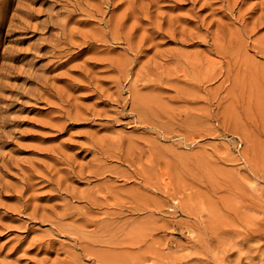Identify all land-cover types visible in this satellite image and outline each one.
<instances>
[{
  "label": "rangeland",
  "instance_id": "obj_1",
  "mask_svg": "<svg viewBox=\"0 0 264 264\" xmlns=\"http://www.w3.org/2000/svg\"><path fill=\"white\" fill-rule=\"evenodd\" d=\"M0 264H264V0H0Z\"/></svg>",
  "mask_w": 264,
  "mask_h": 264
}]
</instances>
